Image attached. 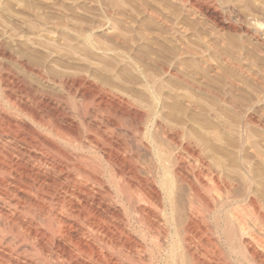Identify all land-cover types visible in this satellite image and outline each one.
I'll list each match as a JSON object with an SVG mask.
<instances>
[{"label": "bare ground", "instance_id": "obj_1", "mask_svg": "<svg viewBox=\"0 0 264 264\" xmlns=\"http://www.w3.org/2000/svg\"><path fill=\"white\" fill-rule=\"evenodd\" d=\"M143 1L0 0V264H264V69Z\"/></svg>", "mask_w": 264, "mask_h": 264}, {"label": "rangeland", "instance_id": "obj_2", "mask_svg": "<svg viewBox=\"0 0 264 264\" xmlns=\"http://www.w3.org/2000/svg\"><path fill=\"white\" fill-rule=\"evenodd\" d=\"M49 1L50 0H48V2ZM96 1H102V0H96ZM136 1L137 0H112V1L103 0V2L105 3L110 2L111 4L113 2L114 4L112 3L111 5L114 6H116L115 4H117L118 6H121L122 4L121 8H123L124 6L123 9L129 13L131 12L130 14L134 13L133 15H136L137 11L139 12L141 11L139 9L140 7L137 8L138 6L136 5L138 4ZM138 1H143V0H138ZM144 1L145 3H148L146 1H150V0H144ZM151 1L149 2L151 5L148 3L147 6L150 5L149 8L152 11L154 10L155 12L157 11L156 13H160L163 11V9H165L164 12H162L163 14H167L169 12L167 15L173 14L176 16L179 15V17H184L186 21L184 22L189 27L192 26L191 25L192 22L189 19H199V20L201 19L200 21H202L203 23L201 29L202 30L204 29L203 31L206 33L207 38L212 39L216 43V46H218V49L221 52L227 54V51L225 50H230L233 48L236 49L241 48L243 54L242 56H239L237 54H236L237 56L235 54H233L234 55L233 56L230 55L229 53L227 55L230 57L233 56L232 58L234 61L236 60L237 62H240L242 65L246 67L249 66V64H251L252 62V63H257L264 69V53L261 52L263 54L262 55L260 54V52H253L254 50L252 51V49L247 47L248 45L247 42L249 40L246 37V35H244L246 34L247 30L249 31L252 28L257 29L258 27V30H260V32L262 33V35H260V38L261 39L264 38V0H211L214 1L216 8L209 3L210 0H151ZM87 9L88 11L86 10L83 11V8H80V9H76V11L79 12L80 10L81 14H85V17L87 16L86 19L90 21L92 16L95 14V11L91 8H87ZM85 11L86 13H82ZM77 16L78 15H73L71 17L68 16V18L69 20L70 19L72 20L71 21L72 23L73 22L77 23L76 21L77 19H79L78 21L83 19L80 18L82 16H78V17ZM75 17H77V19ZM236 17L237 18L239 17L240 21H238L239 18L237 19ZM72 18H74V21ZM234 18L237 20H235ZM86 19L84 18V20ZM116 25L117 23L112 22V24L109 26L108 29L112 31L113 30L119 31ZM234 26L236 31L233 28ZM240 33L241 36L239 35ZM31 43L32 42H29V45H32ZM92 62L96 63L97 61L94 60ZM40 133L41 134L43 133L42 135L44 136L48 135L44 131Z\"/></svg>", "mask_w": 264, "mask_h": 264}]
</instances>
